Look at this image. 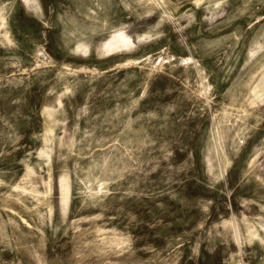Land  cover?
I'll return each instance as SVG.
<instances>
[{
	"label": "rangeland",
	"instance_id": "obj_1",
	"mask_svg": "<svg viewBox=\"0 0 264 264\" xmlns=\"http://www.w3.org/2000/svg\"><path fill=\"white\" fill-rule=\"evenodd\" d=\"M0 264H264V0H0Z\"/></svg>",
	"mask_w": 264,
	"mask_h": 264
},
{
	"label": "bare ground",
	"instance_id": "obj_2",
	"mask_svg": "<svg viewBox=\"0 0 264 264\" xmlns=\"http://www.w3.org/2000/svg\"><path fill=\"white\" fill-rule=\"evenodd\" d=\"M120 38H122V40H124V41H129L127 38H124L123 36H120Z\"/></svg>",
	"mask_w": 264,
	"mask_h": 264
}]
</instances>
